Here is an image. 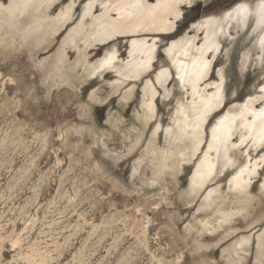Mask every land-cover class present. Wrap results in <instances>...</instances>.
<instances>
[{"label": "rangeland", "instance_id": "rangeland-1", "mask_svg": "<svg viewBox=\"0 0 264 264\" xmlns=\"http://www.w3.org/2000/svg\"><path fill=\"white\" fill-rule=\"evenodd\" d=\"M91 1L103 0H61L51 15L75 2V24ZM260 1L210 0L205 5L200 1L196 6L183 5L175 31L121 37L90 48L87 58L95 63L113 48L121 59H127L133 39L157 41L153 68L125 105L122 97L134 83L114 94L111 86L121 80L118 69L106 70L78 90L72 83L55 86L45 77L49 59L69 29L52 44L41 46L37 56L20 44L0 43V264H224V251L242 235L254 238L244 264H260L256 236L264 231V146L253 147V140H249L240 154L236 151L240 162L208 185L209 189L221 186L225 195L232 197L229 182L239 170L255 161L261 166L250 188L257 202L248 218H235L233 238L221 242L222 232L202 237L195 233L196 238L190 240L186 233L189 226L199 230L196 218L211 214L198 211L201 198L188 203L183 197L193 165H184L176 179L170 173L163 176L159 188L149 187L157 163L151 164L150 156L134 174L154 125L161 124L164 130L171 124L173 108L182 93L174 69L164 88L158 87L155 119L144 143L134 148L136 140L131 134L139 126L134 118L141 111L143 85L148 79L155 82L156 73L170 64L165 54L168 44L179 36L194 35V24L201 19L223 17L240 5H253L254 9ZM0 2L9 4V0ZM254 24L239 34L230 28L221 38L219 52L209 55L212 67L203 86L211 85L208 92L215 91L213 85L220 81L221 69L226 80L223 105L207 123V134L231 107L264 97V51L257 48ZM199 36L198 45L204 35L201 32ZM67 55L71 62L79 60L71 46ZM92 94L94 101L89 100ZM263 108L264 101L255 104L257 111ZM232 143H240L239 133ZM157 144L163 147V131ZM105 152L112 159L105 157ZM197 243L210 249L207 255L213 262L197 255Z\"/></svg>", "mask_w": 264, "mask_h": 264}, {"label": "bare ground", "instance_id": "bare-ground-1", "mask_svg": "<svg viewBox=\"0 0 264 264\" xmlns=\"http://www.w3.org/2000/svg\"><path fill=\"white\" fill-rule=\"evenodd\" d=\"M199 1L205 5L210 0H155L152 3L148 0L91 1L74 24L75 2H71L54 16L51 15L52 9L61 0H9L7 6L0 2V43L20 44L27 48L25 49L30 55H36L41 46L52 44L57 39L56 36L69 29L57 53L49 59L47 71L44 72L45 77L55 86L72 83L78 90L89 79L106 70L118 69L121 80L111 86L114 94L120 93L126 84L134 83L122 97L125 105L132 99L137 84L142 83L153 68L158 52L157 41L149 42L144 38L131 40L127 59H121L119 51L113 48L107 51L102 60L91 63L87 58V51L97 45L105 46L121 37L170 33L175 29L183 5L196 6ZM252 7L253 5L248 4L240 5L223 17L204 18L195 23L194 35L186 34L181 38L179 36L178 40L168 44L165 54L170 64L162 66L156 73L155 82L148 79L142 87L141 111L134 118L139 126L131 130L136 140L134 148L144 143L146 132L154 122L156 114L154 102L159 94L158 87L164 88L171 77V68L176 72L182 93L177 99L175 110L173 108L171 124L164 130L161 124L154 125L141 158L135 163L134 174L144 159L150 156L153 161L150 163H157L154 172L152 171L153 177L149 187L159 188L163 176L170 173L171 177L176 179L183 172L184 165H193L194 171L189 180L187 193L183 197L188 203L201 198L198 211L211 214L204 218H196L199 230L193 228V224L189 226V232L186 233L190 240H194L196 234L202 237L220 232L223 233L221 242L232 239L235 235L232 228L235 218H248L251 206L257 202L250 188L261 169L258 161L246 164L230 180L228 191L234 193L232 197L230 194L225 195L226 191H223L221 186L209 189L208 185L219 174H224L240 162L236 151L240 154V148L249 140H253V147L264 146V108L259 111L255 109V104L264 101V97L262 95V98L256 100L248 99L243 105L231 107L225 116L214 123L207 134V123L223 105L225 70L221 69L218 72L220 81L213 85L215 91L208 92L211 85L203 86L212 67L209 55L219 52L221 38L229 33L230 28L233 27L239 34L254 21L255 29L252 33L257 40V48L264 51V0H261L254 9ZM201 32L204 36L198 45ZM68 46L76 49L79 60L71 62L68 59ZM259 59L261 60V57ZM261 91L264 93V83ZM89 100L94 101V94ZM162 131L164 144L159 148L157 142ZM238 133L240 143L233 144L232 140ZM130 151L133 152V147ZM104 156L111 158L106 152ZM261 162L264 163V158ZM261 191L264 196V183ZM228 201L231 203L227 205ZM253 239L242 235L232 242L221 258L224 264H244L247 248ZM256 242L258 260L260 264H264V231L258 233ZM195 250L201 259L213 262L207 255L210 249L205 244L197 243Z\"/></svg>", "mask_w": 264, "mask_h": 264}]
</instances>
